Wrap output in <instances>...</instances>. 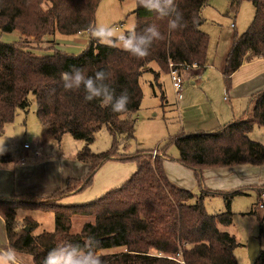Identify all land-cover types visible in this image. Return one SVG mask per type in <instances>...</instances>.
<instances>
[{
    "label": "trees",
    "instance_id": "16d2710c",
    "mask_svg": "<svg viewBox=\"0 0 264 264\" xmlns=\"http://www.w3.org/2000/svg\"><path fill=\"white\" fill-rule=\"evenodd\" d=\"M136 1L135 30L142 32L149 25H157L162 34V39L154 41L150 55L143 59L119 47L100 45L93 38L78 55L57 49L56 42L44 41L57 33L76 36L90 32L101 0H0V31L21 36L16 43L0 41V135L14 122L18 111L29 110L30 97L34 96L39 121L51 137L60 141L65 134H71L86 143L76 155V160L89 168L84 179H69L65 190H58L49 198L33 195L31 199L27 196L30 201L0 199L9 245L18 253L30 255L34 264H42L53 247L66 242L82 244L88 237L99 242L105 264H238L235 249L240 244L228 232L233 223L230 208L234 195L246 194L247 187L232 193L202 187L198 196L169 180L164 161L169 158V146L175 145L179 151L177 161L195 173L200 186L205 169L264 166V145L249 136L256 126L264 128V90L254 96L245 119L210 132L178 135L161 150L127 154L136 134L134 115L143 100L141 77L152 73L156 84L161 72L177 71L182 77L191 68H204L208 51L201 13L209 0H176L184 26L174 31L167 27L171 17L148 12ZM249 1L255 7V17L234 40L225 68L228 81L245 62L264 59V0ZM153 63L158 65L157 71L152 68ZM72 65L85 68L89 75L106 71L116 94L127 90L131 96L128 111L116 114L110 108H101L99 101H86L82 89L64 90L60 76ZM162 99L165 100L163 96ZM104 128L113 144L105 152L94 153L90 145ZM110 160L134 161L137 171L123 185L92 202L58 203L69 194L88 188L97 171ZM10 161L11 157L0 155V164ZM257 189H261L260 205L264 206V185ZM215 196L225 199L226 212L206 211L205 198ZM23 208H51L55 230L35 235L38 222L31 217H26L23 224L17 220V211ZM75 217H94L95 221L87 222L81 232L72 233ZM253 264H264V250Z\"/></svg>",
    "mask_w": 264,
    "mask_h": 264
},
{
    "label": "rangeland",
    "instance_id": "374dc122",
    "mask_svg": "<svg viewBox=\"0 0 264 264\" xmlns=\"http://www.w3.org/2000/svg\"><path fill=\"white\" fill-rule=\"evenodd\" d=\"M136 8V0H101L96 13L95 26H109L114 28L117 33L126 32L136 25L134 14ZM201 15L203 18L201 30L208 36L207 66L205 67L207 69L201 77V84L197 85L200 76H191L190 84L176 91L170 73L161 72L157 84L152 73L144 74L140 79L143 100L140 110L134 115L137 119L135 139L131 141V146L126 151L127 154L136 153L138 150H155L158 148L161 150L165 143L173 137L212 130L228 123L227 119L233 117L230 114L232 111L214 113L213 106L223 105L225 108L226 105L231 104V101L236 97L232 90L234 86L238 84L237 88L240 93L242 91L246 92V88L249 90L257 82L253 81L250 76L264 71V61L256 60L252 63L245 62L239 69L240 71L238 70V73L233 74L230 81L225 75L227 53L231 51L235 38L248 29L255 17V7L252 2L249 0H209V3L202 9ZM20 38L21 36L17 32L3 33L0 31L1 42L16 43L20 41ZM91 38L90 32L76 36H65L57 33L55 36L45 37L44 41L56 42L57 49L68 54L78 55L87 48ZM28 40L34 41L32 37H28ZM50 46L52 47V45ZM152 68L156 71L159 69L156 63L152 64ZM189 71L188 74L191 73ZM185 76L184 73L182 78L185 79ZM195 79L197 80L194 81ZM162 96L165 100L162 99ZM247 97L248 94H239V100L237 101H247ZM249 99L250 97H248V101ZM30 100L29 110L27 112L18 111L14 122L9 123L5 127L4 134L0 135V151H2L0 155L9 156L12 159L16 153L23 150L26 143L34 148V138L32 137L41 138L45 136L46 128L43 127L37 116L36 98L31 96ZM229 116L230 118H228ZM241 117H243V114L236 116L237 121ZM211 124L214 125L213 128L207 127ZM47 136L50 144L45 148L44 155L46 158H51V161H56L53 176H56L59 170L62 173H67L71 169V163L74 166H76L75 163L84 165L76 160L78 152L86 146L84 141L76 140L71 134H65L60 141H57L48 133ZM249 136L253 141L264 145V128L256 126ZM112 144L113 139L108 129L104 128L97 134L90 148L94 153H100L109 150ZM167 155L168 159L177 162L179 157L177 147L175 145L169 146ZM61 162L62 164H60ZM121 162L128 167L136 165L134 161ZM235 167L225 168L231 170ZM223 169L224 167L205 169L202 186L199 185L194 172H191V177L188 178L180 174H176L174 177L175 181L186 185V190L198 196L201 194L202 187L206 190L223 193H232L247 187L244 190L246 194L234 195L232 199L230 211L233 213V223L228 228V232L234 235L240 244L235 249L238 264H251L247 249L249 240L251 238L258 239L261 249L264 250V236L262 235V229L264 230V206L261 207L260 205L258 190L261 189H257V187L264 185V176L258 178L255 182L249 174H243V172H237V170L223 173ZM57 178H59V175ZM89 190L86 188L81 194H86ZM35 193L24 194L21 199L26 198L27 201H30L27 196H31L30 199L34 197L33 195L38 197ZM261 200H264V193ZM226 203L222 196L206 197L204 200V206L209 214L226 212ZM19 210H24L20 215H17L20 224H23V220L27 216L32 217L39 223L38 228L34 231L35 235L55 230V216L51 208H23ZM94 221V217L73 218L72 233L81 232L87 222L94 223ZM120 251L122 250H118V252ZM16 253L17 264H34L30 255Z\"/></svg>",
    "mask_w": 264,
    "mask_h": 264
},
{
    "label": "crops",
    "instance_id": "0c3cea01",
    "mask_svg": "<svg viewBox=\"0 0 264 264\" xmlns=\"http://www.w3.org/2000/svg\"><path fill=\"white\" fill-rule=\"evenodd\" d=\"M233 47V46H232ZM231 52V51H230ZM230 52L227 53L226 58H228ZM262 60L264 59H257ZM256 61V60H255ZM255 61H251L255 62ZM227 62V59H226ZM252 65V64H250ZM207 66V65H206ZM205 66V67H206ZM243 66V65H242ZM204 68H191V73L188 74L186 71L185 73V79H183V87L188 86L191 82L190 77H196L200 76L197 80V85H200L202 82V75L204 72H206V69ZM189 71V72H190ZM240 71V70H239ZM238 71V72H239ZM237 72V73H238ZM253 81H257L256 85L248 90L246 88V92L242 91L240 93V90L237 88V85L234 86L232 89L234 91V95L236 96L234 100L231 101V104L224 106H213L214 113L215 112H231L230 114L233 115L232 119H227L228 123H225L222 126H219L212 130L207 131H201V132H210L214 131L220 127H223L227 124L236 122V116L239 114H243V117L241 119H245L247 117V114L251 111L253 107L254 102V96L264 90V71H261L260 73L257 72L255 75L250 76ZM239 94H248V97H250L248 101L238 102L239 100ZM211 101V97H210ZM244 103V104H242ZM241 106V108H239ZM239 109V111H238ZM241 112V113H238ZM230 118V116L228 117ZM207 127L213 128L214 125H208ZM45 131V130H44ZM34 148L31 145L30 149H25L23 147V150L19 153H16L10 162L2 163L0 164V199L2 200H19L22 195H28L35 193L40 198H49L52 196L55 192L58 190H65L67 181L71 178L76 179H84L87 176V172H89L88 166L80 165L75 163L70 164L71 169L66 173H62V171L59 170V173L56 174V176H53L55 174L54 168L56 165V161H51V158H46L44 150L45 148L50 144V140L47 136V130L45 132L44 137L35 138L32 137ZM29 144V143H26ZM156 150V149H155ZM161 154V153H160ZM175 160L166 158L164 161V170L169 178V180L177 185L178 187H181L183 189H186V185H183V183L179 181H175V175L180 174L181 176L191 177L190 173L193 172L192 170L186 168L182 164H180L178 161L173 162ZM63 162V159H62ZM62 162L60 164H62ZM86 171H85V168ZM77 169V170H76ZM227 168H224L222 170L223 173L230 171L237 170V172H243V174H249L250 177L256 182L258 178H261L264 176V166H239L235 167L231 170H226ZM80 170V171H79ZM137 171V164L131 165L130 167L123 165L121 161L118 160H110L106 162L96 173L92 184L88 187L89 192L86 194L81 193H72L68 196L60 199L58 201L61 205H74V204H81V203H89L97 198L103 196L104 194L108 193L109 191L120 187L123 185L126 181L129 180V178ZM173 172V173H171ZM77 173V174H76ZM59 175V178H57ZM78 176V177H77ZM39 190V192H38ZM77 195V196H76ZM35 196V195H34ZM67 202V204H66ZM30 217V216H27ZM26 218V217H25ZM24 218V219H25ZM32 218V217H31ZM33 219V218H32ZM24 221V220H23ZM19 222V221H18ZM20 224V223H19ZM0 226L5 227V220L0 214ZM6 229V227H5Z\"/></svg>",
    "mask_w": 264,
    "mask_h": 264
},
{
    "label": "clouds",
    "instance_id": "9594fccd",
    "mask_svg": "<svg viewBox=\"0 0 264 264\" xmlns=\"http://www.w3.org/2000/svg\"><path fill=\"white\" fill-rule=\"evenodd\" d=\"M139 2L148 12L156 13L163 18L171 17L167 19L169 30H178L184 26L183 13L176 0H139ZM90 34L100 45L119 47L137 59L149 56L154 41L162 39L157 25H149L142 32L132 28L121 33H117L109 26H91ZM60 80L64 90L82 89L84 99L89 102L99 101L101 108H110L116 114L128 111L131 96L127 90H122L117 95L109 83V74L104 70H97L93 75H89L85 68L72 65L61 73ZM23 211L18 210L17 215ZM103 257L104 252L99 247V242L93 237H88L82 244L66 242L53 247L47 252L42 264H105ZM0 264H17L16 250L9 245L6 229L2 226H0Z\"/></svg>",
    "mask_w": 264,
    "mask_h": 264
},
{
    "label": "water",
    "instance_id": "95a60500",
    "mask_svg": "<svg viewBox=\"0 0 264 264\" xmlns=\"http://www.w3.org/2000/svg\"><path fill=\"white\" fill-rule=\"evenodd\" d=\"M247 249L250 262L253 264L257 261L262 251L260 241L256 238H251L248 242Z\"/></svg>",
    "mask_w": 264,
    "mask_h": 264
},
{
    "label": "built area",
    "instance_id": "2783aa9c",
    "mask_svg": "<svg viewBox=\"0 0 264 264\" xmlns=\"http://www.w3.org/2000/svg\"><path fill=\"white\" fill-rule=\"evenodd\" d=\"M171 77H172V82H173V86L175 88L176 91H179L182 89L183 87V79L182 77L178 74L177 71H174L172 74H171ZM24 148L25 149H30L31 148V145L30 144H25L24 145ZM263 207V206H261Z\"/></svg>",
    "mask_w": 264,
    "mask_h": 264
}]
</instances>
